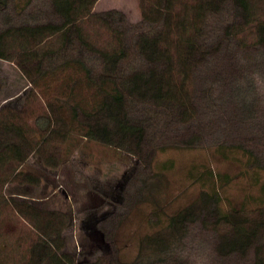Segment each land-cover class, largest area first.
Instances as JSON below:
<instances>
[{
	"label": "rangeland",
	"instance_id": "374dc122",
	"mask_svg": "<svg viewBox=\"0 0 264 264\" xmlns=\"http://www.w3.org/2000/svg\"><path fill=\"white\" fill-rule=\"evenodd\" d=\"M252 2L257 19H263L264 0ZM13 5L0 8V30L10 24L8 13L16 23L60 20L50 0H32L23 10ZM231 7V2H226L223 10L209 19V42L216 49L208 65L195 74V119L185 122L176 112L152 103L136 105L138 113L147 114L151 123L141 157L89 138L85 122L80 125L72 118L77 101L91 108L100 98L96 87L87 84L79 64L72 62L41 74L37 57L22 64L0 57V120L21 128L20 139L31 140L34 149L28 150L22 170L40 178L38 183L27 181L25 174H19L18 159L0 160V264H27L38 238L37 229L12 203V196L42 209L69 213L65 249L73 254L76 264L99 259L103 264H144L148 259L140 256L141 239L156 232L160 224L150 215L160 211L163 218L175 213L212 183L219 189L227 217L190 224L175 255L159 264H242L254 260V248L245 257L238 253L223 256L216 249L219 237L228 231L249 230L264 222V167L250 166V156L244 150L252 149L264 161V55L255 44V24L233 34L225 31ZM113 9L126 14V42L133 45L135 27L143 19L140 0H98L92 11ZM79 23L86 31V19ZM87 32L101 46L115 43L113 32L105 25H89ZM15 40L23 38L17 34L10 37ZM78 41L75 36L72 44L59 51L55 63L65 58L64 53L66 57L78 56ZM61 43L60 36L54 35L39 49L59 50ZM142 61V56L133 53L124 65L131 69ZM244 90L255 96L252 113L242 108L240 93ZM49 115L54 131L45 138L41 125ZM78 119L84 121V115ZM194 133L202 135V145H173ZM0 137L6 141L16 135L6 131ZM170 144L165 150L158 148L149 161L147 153L153 145ZM52 154L59 156L58 166L46 161Z\"/></svg>",
	"mask_w": 264,
	"mask_h": 264
},
{
	"label": "trees",
	"instance_id": "16d2710c",
	"mask_svg": "<svg viewBox=\"0 0 264 264\" xmlns=\"http://www.w3.org/2000/svg\"><path fill=\"white\" fill-rule=\"evenodd\" d=\"M97 1L50 0L53 11L60 17L59 21L27 19L16 23L11 21L12 16L8 13L10 24L0 30V57L18 60L21 64L37 57V67L41 74L62 69L72 62L79 64L86 73L87 84L96 87L100 98L91 108H87L81 100L77 101L72 118L79 121L80 125L85 122V135L89 138L140 157L147 144V132L151 123L147 114L138 113L136 105L152 103L176 112L185 122L195 119V74L199 68L208 65L216 49L209 42V19L220 13L226 2H231L232 16L225 31L233 34L255 24V44L264 55V18L257 19V9L252 0H140L143 19L135 27L137 37L130 46L126 42V14L117 9L94 12L92 8ZM31 2L32 0H0V8L7 9L15 4L14 8L20 6L23 10ZM81 19H86V31L84 24L79 23ZM98 23L113 32L115 43L112 46H101L90 38L88 26ZM16 34L21 35L23 40L10 41V37ZM54 35H59L62 40L60 49L40 51V45ZM75 36L79 40L80 54L66 57L67 54L64 53L62 57L65 58L55 63L60 55L59 51L72 44ZM89 51L97 56H89ZM133 53L142 56L143 64L126 69L124 60ZM45 61L48 62L47 66L43 64ZM240 99L243 110L252 113L256 105L253 93L249 90L241 91ZM81 114L84 115V121L78 119ZM44 118L45 122L41 126L47 138L54 131L53 119L51 115ZM58 121L69 126L67 121ZM6 131L15 133L16 137L6 141L0 137V160L5 161L8 157L18 159L19 167L21 166L19 174H25V179L29 182L38 183V176L22 170V165L28 158V150L34 149L31 140L20 139L21 128L0 120V135ZM202 143V135L194 133L183 139L182 143L173 145L178 148H194ZM168 146L172 144L160 147L153 145V150L147 153L149 161L155 158L158 148L165 150ZM244 150L250 156V166L264 167L263 159L252 149L244 147ZM46 161L54 166L60 164L59 156L54 154L46 157ZM163 172L158 173L165 175ZM210 172L214 178L215 174L212 170ZM11 201L38 231V238L31 246L27 264H76L73 254L65 249V231L70 224L67 211L42 209L32 202H21L13 196ZM221 201L219 189L216 183H212L208 189H202L197 198L175 213L163 218L160 211L151 214L150 217L160 224L156 232L147 233L141 239L140 256L147 255L149 260L144 264H159L173 257L174 251L177 252L176 248L180 247L181 241L189 233L190 224L199 220L214 223L225 219L228 211L221 208ZM263 237L264 222L257 223L249 230L236 228L219 237L216 249L223 256L238 253L245 257L254 248V260L242 264H264ZM80 264L103 263L99 259ZM131 264H136V261Z\"/></svg>",
	"mask_w": 264,
	"mask_h": 264
}]
</instances>
